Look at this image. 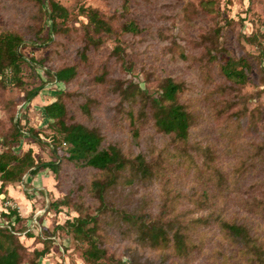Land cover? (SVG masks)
Instances as JSON below:
<instances>
[{"label": "rangeland", "instance_id": "rangeland-1", "mask_svg": "<svg viewBox=\"0 0 264 264\" xmlns=\"http://www.w3.org/2000/svg\"><path fill=\"white\" fill-rule=\"evenodd\" d=\"M59 1L71 12L68 32L54 34L53 40L44 45H24L26 55L42 59L52 69L75 61L82 44L83 23L87 21L79 14L80 5H93L113 17L116 32L105 36L102 45L93 49L89 61L80 67L78 76L68 83L49 77L41 65H37L39 76L25 65L27 89L45 83L32 100L25 98L24 87L0 82V151L6 146L15 121L22 119L26 123L24 128L38 130L41 139L35 141L24 133L14 144L15 151L32 147L37 158H54L53 148L59 142L43 107L58 98L60 91H67L61 97L71 119L96 127L108 140L119 143L127 154L142 152L154 164L156 172L151 179L118 185L112 190L119 206L130 210L142 208L174 227L181 224L189 246V254L180 256L173 242L167 248H153L120 226L103 223L101 233L108 247L106 264H113L111 257L117 264L119 260L122 264H248L239 253V243L226 235L217 215L222 213L229 219L247 222L264 241V210L254 206L257 199L264 203V59L259 57V43L246 39L257 35L264 46V0H128V8L123 7L125 0ZM42 6L49 8L47 4ZM37 9L36 3L27 0H0V28L27 31ZM130 19L145 27L144 33L123 32L122 24ZM227 19L232 21L225 23ZM46 23L45 35L49 33L50 18ZM217 27H223L222 33H216ZM118 40L125 47L126 59L133 61L130 71L122 66V59L112 54ZM213 47L219 49L213 52L220 57L255 54L246 84H234L222 74L219 61L209 59L208 50ZM181 50H185L187 58L181 56ZM103 66L110 70L108 78L133 79L154 95L166 76L183 81L181 101L195 117L189 144L182 147L174 143L150 121L140 124V135L133 136L129 119L120 108V97L112 90L114 82L95 79ZM84 101L91 107V116L80 108ZM234 111L245 113L242 125ZM65 145L64 142L59 148L60 153ZM214 167L224 174L231 173L234 192L229 197L218 189ZM45 169L53 174L56 188L51 192L45 188V192L23 180L15 183L14 189L24 194L32 207L24 199L28 206L24 212L17 200L11 202L22 214L17 229L23 231L28 226L35 235L39 230L47 237L58 222L78 212L72 206H64L60 211L53 204L50 211L46 206L68 192L72 196L81 193L84 183L98 173L93 168H79L67 162L59 175ZM85 199L93 210L94 199L88 193ZM4 205L5 200L0 199V225L7 226L1 217V212L8 210L3 209ZM33 211L40 214L37 221L31 215ZM56 234L58 238L50 239V252L40 257L38 264H89L83 258L85 243L71 233ZM20 239L28 251L43 247L35 237L22 233ZM26 257L22 264H27Z\"/></svg>", "mask_w": 264, "mask_h": 264}, {"label": "trees", "instance_id": "trees-1", "mask_svg": "<svg viewBox=\"0 0 264 264\" xmlns=\"http://www.w3.org/2000/svg\"><path fill=\"white\" fill-rule=\"evenodd\" d=\"M27 1L38 5V9L31 17L34 22L28 24L27 31L0 28V82L24 87L25 98L32 100L40 93L45 83L27 89L24 77L25 65L29 66L37 76H39L37 65H41L45 67L44 70L49 77L68 83L78 76L80 67L89 61L91 51L99 48L105 36L115 33L116 28L113 17L106 16L98 7L80 5L79 14L84 15L87 21L83 23L82 44L77 51L78 57L71 64L52 69L45 65L42 59H37L34 55H26L22 47L44 45L50 39L53 40L54 34L67 33L71 12L59 0ZM44 4L49 8L43 9ZM123 7H129L128 0L124 1ZM47 18H50L51 23L48 25L49 33L45 35L43 33L47 26ZM231 21L232 19H227L225 23ZM121 30L142 34L146 28L135 19H130L122 24ZM222 30L223 27H217L216 33H222ZM246 39L251 43H259V57L264 59V46L258 36H246ZM214 50L219 52L217 47L210 48L209 59L219 61L222 74L234 84H246L255 54L244 53L238 57H220L218 53L213 52ZM112 54L122 59L121 64L126 70H132L133 61L126 59L125 47L121 40H118ZM181 56L187 58L185 50H181ZM109 73L108 66H103L102 72L97 73L95 79L98 82L107 79L114 82L112 90L120 97V108L129 119L133 136L140 135V124L150 121L158 131L169 136L174 143L182 147L189 144L195 117L189 107L181 101V94L185 89L183 81H178L173 76H166L159 84L158 94L154 95L133 79L116 77L112 79L108 78ZM63 94H67V91H60L58 98L43 107L44 114L52 120L50 125L55 132L54 138L59 142L53 148L54 158L39 159L35 156L32 147L21 152L15 151L14 144L20 141L24 133H29L35 141L41 139L38 130L33 127L25 129L26 123L22 119L15 121L8 141L5 142L6 146L0 151V195L5 202L13 200L11 195L8 196L9 185L22 182L27 174L35 176L44 168H50L55 175H59L66 162L79 168H93L98 174L84 183L81 193L72 196L68 192L64 197L55 198L48 204L49 211L52 209L50 205L53 204L57 209L60 208L59 211L64 206H72L78 214L68 217L62 223L58 222L54 232L47 237L39 230L35 235L28 226L23 231L17 229L16 224L22 218L17 207L10 205L7 211H2L1 217L4 218L7 226L0 225V264H22L26 255H29L28 258L26 257L27 264H38L39 258L50 252L52 246L50 239L58 238L56 234L58 231L71 233L76 240L86 244L83 249V258L86 262L106 264L104 258L108 255V247L101 233L103 223L120 226L125 232L135 234L138 241L147 246L167 248L173 242L176 254L180 256L189 254V246L181 224L174 227L173 223L153 217L150 212L142 208L130 210L119 206L118 198L112 193L118 185L129 186L151 179L156 172L152 161H149L142 152L127 154L119 143L108 140L96 127L71 119L67 104L61 97ZM80 108L89 116L92 115L87 101L80 103ZM234 115L242 125L245 113L234 111ZM64 142L66 143L64 152L60 153L59 148ZM214 169L218 189L229 197L234 192L231 188L233 184L231 173L227 175L220 168L214 167ZM87 193L96 202L93 210L86 203ZM263 204V201L257 199L254 206L264 210ZM34 213L36 211L31 215L33 216ZM43 215L39 218L40 221ZM217 220H220L226 235L239 243L241 248L239 253L246 258L248 264H264V241L254 233L247 222H240L236 218L229 219L222 213L217 215ZM22 233L27 237L35 236L37 241L43 243V247H34L32 251H28L20 239ZM111 260L113 264H117L115 258L111 257ZM118 263L122 264L121 260Z\"/></svg>", "mask_w": 264, "mask_h": 264}, {"label": "crops", "instance_id": "crops-1", "mask_svg": "<svg viewBox=\"0 0 264 264\" xmlns=\"http://www.w3.org/2000/svg\"><path fill=\"white\" fill-rule=\"evenodd\" d=\"M28 182L30 184H33L32 186L34 188H43L46 191L45 188H48L51 192V190H53L54 188H56V186H53L55 181V178L53 176L52 173H49L47 171V169H42L40 170L35 176L28 174L24 177V181L23 182ZM56 185V184H55ZM23 186H25V184H23ZM48 186V187H47ZM9 194H12L11 196L13 197V199L17 200V202H19L20 207L22 209V211L27 212V210L25 211L24 208L28 209V206L24 203V199L29 201L30 206L32 207V203L31 201L24 195L21 194L20 192H16V190L14 189V184L9 185ZM24 196V198H23ZM25 237H27L25 235ZM35 236L29 237V238H34Z\"/></svg>", "mask_w": 264, "mask_h": 264}, {"label": "built area", "instance_id": "built-area-1", "mask_svg": "<svg viewBox=\"0 0 264 264\" xmlns=\"http://www.w3.org/2000/svg\"><path fill=\"white\" fill-rule=\"evenodd\" d=\"M36 193H38V191H37ZM0 199L3 200V196H2V195H0ZM11 204H12L11 200L6 201L3 209H6V210H7V207L10 206ZM12 206H13V204H12ZM46 207H47V206H46ZM36 213H38V212H36ZM36 213H34L35 221H37V218H38V216L40 215L39 213L36 215ZM29 224H30V223H29ZM43 224H45L44 221H43Z\"/></svg>", "mask_w": 264, "mask_h": 264}]
</instances>
